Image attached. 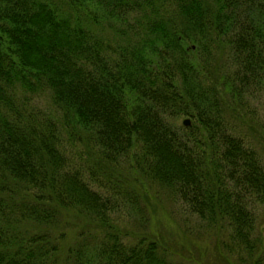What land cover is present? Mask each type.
Segmentation results:
<instances>
[{
    "label": "trees",
    "instance_id": "trees-1",
    "mask_svg": "<svg viewBox=\"0 0 264 264\" xmlns=\"http://www.w3.org/2000/svg\"><path fill=\"white\" fill-rule=\"evenodd\" d=\"M257 93L264 0H0V264H176L146 184L264 264Z\"/></svg>",
    "mask_w": 264,
    "mask_h": 264
},
{
    "label": "rangeland",
    "instance_id": "rangeland-1",
    "mask_svg": "<svg viewBox=\"0 0 264 264\" xmlns=\"http://www.w3.org/2000/svg\"><path fill=\"white\" fill-rule=\"evenodd\" d=\"M248 102V121L241 122L242 129H245L246 123L259 127V122L264 117V94H254L249 97ZM184 117H178L177 121L180 122ZM146 186L150 230L164 237L165 245L172 252L176 264H251L254 254L248 255L234 245L232 251L224 244L229 236L228 230L216 232L213 228H207L194 215L184 212L181 202L173 200L165 188L154 184ZM255 216L254 235L264 239V204L256 205ZM119 226L122 230H135L132 222L122 224L120 221ZM137 229L143 230L141 227ZM251 237L253 238V234Z\"/></svg>",
    "mask_w": 264,
    "mask_h": 264
},
{
    "label": "water",
    "instance_id": "water-1",
    "mask_svg": "<svg viewBox=\"0 0 264 264\" xmlns=\"http://www.w3.org/2000/svg\"><path fill=\"white\" fill-rule=\"evenodd\" d=\"M181 122H182L183 124H188V123H189L188 117H184V118L181 120Z\"/></svg>",
    "mask_w": 264,
    "mask_h": 264
}]
</instances>
